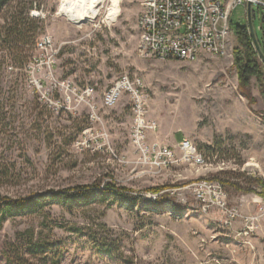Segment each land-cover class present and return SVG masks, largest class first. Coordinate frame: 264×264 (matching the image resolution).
Wrapping results in <instances>:
<instances>
[{"label":"rangeland","instance_id":"1","mask_svg":"<svg viewBox=\"0 0 264 264\" xmlns=\"http://www.w3.org/2000/svg\"><path fill=\"white\" fill-rule=\"evenodd\" d=\"M64 2L8 0L0 12L1 24L21 13L36 34L35 44L15 57L0 42V201L115 182L132 196L167 204L153 211L141 199L131 208L112 195L89 204L53 202L8 217L0 224V264H264L263 248L255 255L245 244L249 238L222 227L219 212H204L191 188L200 180L223 181L229 203L243 212L240 197H254L264 186V87L251 78V102L234 64L237 27L248 18L245 4L231 12L226 55L206 51L180 61L138 57L139 0H121L115 20L108 18L112 2L105 0L96 17L82 22L62 12ZM252 10L264 53V10ZM15 58L25 65L16 66ZM124 73L143 80L147 117L158 125L145 145L173 148L177 159L180 142L189 140L206 166L163 165L152 151L138 150L128 96L111 108L103 104L105 90ZM87 86L94 94L82 100ZM157 186L167 188L155 193ZM31 235L48 253L29 251Z\"/></svg>","mask_w":264,"mask_h":264},{"label":"built area","instance_id":"2","mask_svg":"<svg viewBox=\"0 0 264 264\" xmlns=\"http://www.w3.org/2000/svg\"><path fill=\"white\" fill-rule=\"evenodd\" d=\"M141 11L138 17L140 32L136 53L140 58H157L162 60L191 61L203 52L221 56L229 50L230 15L238 4L248 7L257 5L264 10V0H139ZM247 11V10H246ZM254 17L256 11L252 10ZM94 94V87L87 86L80 99L86 100ZM128 96L129 106L134 116L132 129L133 143L141 151L150 150L155 154L156 161L167 165L174 161H184L196 166L207 165L204 155L189 140L179 145V158L173 148L157 143L146 144L145 138L158 125L149 120L148 96L145 84L138 76L124 73L119 76L103 94V104L114 107ZM88 101V99H87ZM93 107V105H92ZM194 195L200 202L204 212L220 213L219 223L222 227L235 232V237L249 238L245 244L257 255L254 238L264 218V186L260 200L251 213L242 212L232 206L223 184L219 181L200 180L191 185ZM157 198V195L154 196ZM241 226L236 229L237 221ZM264 256V251H263Z\"/></svg>","mask_w":264,"mask_h":264},{"label":"trees","instance_id":"3","mask_svg":"<svg viewBox=\"0 0 264 264\" xmlns=\"http://www.w3.org/2000/svg\"><path fill=\"white\" fill-rule=\"evenodd\" d=\"M8 3V0H0V12L4 5ZM29 7H33V2L29 4ZM21 13L19 16L12 15L9 22L0 23V42L5 47H7L10 55L15 57V54L26 46L35 44L36 34H31L30 29L26 26V22L21 18ZM254 15L252 14V19ZM26 19L33 20L28 16V11L26 12ZM237 35L239 40V46L234 49L235 61L234 64L237 68L238 78H239V88L242 94L248 98L251 102L254 98L251 96L250 85L251 78L256 77L260 82L261 87H264V63L260 61L259 52L256 50L255 44L249 28V22L245 24L238 25ZM2 45V46H3ZM29 56V55H28ZM27 55L25 57H28ZM20 58V57H19ZM17 61L16 66H24L26 60L14 59ZM224 185L223 181H221ZM232 185L238 189L239 186L232 183ZM167 186H157L151 188L155 193H159L166 189ZM69 191H73L70 194ZM130 189L126 187H118L115 182L107 183L104 187L101 185H78L73 188L60 190L58 192H52L50 194H38L31 196L29 198L12 199L10 197H5L0 201V224H2L8 217L22 214H33L42 211L47 204H52L53 202L64 203L69 205H76L80 203L89 204L98 199L107 200L112 195L116 197H121L128 201V205L134 208L140 204V200L144 199V206L146 209H151L153 211H162L165 209L167 200L164 198H158L156 200H149L142 196H132L130 194ZM48 198V200H43ZM74 232L80 233V228H74ZM33 236L31 235L27 242L29 246V251H36L39 253H48L49 248L45 244L40 242H33ZM101 251L105 253L112 254L114 249L112 246H100L95 244ZM12 263L16 262L11 260ZM21 262H18L20 264Z\"/></svg>","mask_w":264,"mask_h":264},{"label":"bare ground","instance_id":"4","mask_svg":"<svg viewBox=\"0 0 264 264\" xmlns=\"http://www.w3.org/2000/svg\"><path fill=\"white\" fill-rule=\"evenodd\" d=\"M105 0H65L62 12L76 22L96 17ZM108 18L115 20L120 15L121 0H111ZM115 18V19H114Z\"/></svg>","mask_w":264,"mask_h":264},{"label":"crops","instance_id":"5","mask_svg":"<svg viewBox=\"0 0 264 264\" xmlns=\"http://www.w3.org/2000/svg\"><path fill=\"white\" fill-rule=\"evenodd\" d=\"M260 196L261 194L255 195L254 197L241 196L240 201H241V205L244 208L243 212L251 213L256 208V204L260 200ZM257 235H259L260 237L259 238L256 237L254 239L255 245L257 249L260 250V248L262 247L264 251V245H263L264 244V218L261 221L260 229ZM258 239L260 240L258 241Z\"/></svg>","mask_w":264,"mask_h":264},{"label":"water","instance_id":"6","mask_svg":"<svg viewBox=\"0 0 264 264\" xmlns=\"http://www.w3.org/2000/svg\"><path fill=\"white\" fill-rule=\"evenodd\" d=\"M247 15H248L249 28H250V32H251V35L253 38V42L255 44L257 51L259 52V55L262 57V60L264 61V53L262 51V48H261L258 40L256 39L254 29H253V25H252V6L250 3L248 4V7H247ZM263 20H264V15H263Z\"/></svg>","mask_w":264,"mask_h":264}]
</instances>
